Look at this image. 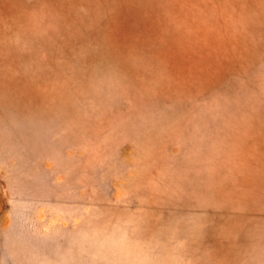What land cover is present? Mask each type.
Listing matches in <instances>:
<instances>
[{
    "label": "rangeland",
    "instance_id": "1",
    "mask_svg": "<svg viewBox=\"0 0 264 264\" xmlns=\"http://www.w3.org/2000/svg\"><path fill=\"white\" fill-rule=\"evenodd\" d=\"M0 264H264V0H0Z\"/></svg>",
    "mask_w": 264,
    "mask_h": 264
}]
</instances>
